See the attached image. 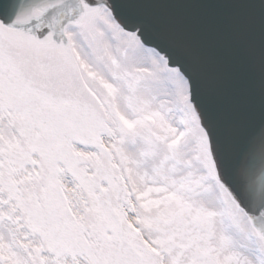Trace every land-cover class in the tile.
Segmentation results:
<instances>
[{
	"label": "snow or ice",
	"instance_id": "obj_1",
	"mask_svg": "<svg viewBox=\"0 0 264 264\" xmlns=\"http://www.w3.org/2000/svg\"><path fill=\"white\" fill-rule=\"evenodd\" d=\"M0 264H264V0H0Z\"/></svg>",
	"mask_w": 264,
	"mask_h": 264
}]
</instances>
